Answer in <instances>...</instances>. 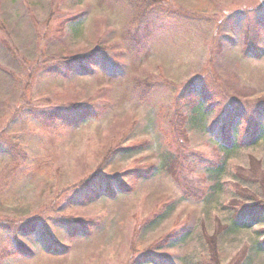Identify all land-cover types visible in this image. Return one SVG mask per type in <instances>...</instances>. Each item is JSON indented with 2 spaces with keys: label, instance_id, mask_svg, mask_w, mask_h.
Returning <instances> with one entry per match:
<instances>
[{
  "label": "rangeland",
  "instance_id": "obj_1",
  "mask_svg": "<svg viewBox=\"0 0 264 264\" xmlns=\"http://www.w3.org/2000/svg\"><path fill=\"white\" fill-rule=\"evenodd\" d=\"M133 19L0 0V264H264V218L223 231L264 200V0Z\"/></svg>",
  "mask_w": 264,
  "mask_h": 264
},
{
  "label": "trees",
  "instance_id": "obj_2",
  "mask_svg": "<svg viewBox=\"0 0 264 264\" xmlns=\"http://www.w3.org/2000/svg\"><path fill=\"white\" fill-rule=\"evenodd\" d=\"M126 3L132 9V14H133V18H134L133 22L134 23H141L142 20L144 19V17L147 15L148 10L151 8L152 4L154 3V0H126ZM90 58H91V56L83 57L80 59V61L85 63V62H88L89 61L88 59H90ZM76 62H78V59H76ZM170 160H171L170 165L167 167V169H169V171L173 174L175 180L181 184L185 193L190 194V193L196 192L197 190H195L194 188H191L188 185L189 183L186 182V179H184L185 182L179 181V177L177 176L178 175L177 164L179 162L178 161L179 158L172 156ZM103 178L105 179L104 176H103ZM102 183L103 182L100 180V185ZM90 184L94 185L93 182H90ZM250 196H251V198H248L246 201L255 200L256 198H258L253 193ZM231 204H232L231 205L232 209H231L230 223L224 225L223 231L229 230V231L235 232V231H238L239 229H242V228H249V227L253 226L254 224L259 223L264 218V200L257 199L255 203L250 204V203H240V201H238L236 199ZM4 229L7 230V232L10 231L9 227L8 228L5 227ZM220 233H222V232L217 231V242H218V238H219ZM217 247H218V245H217ZM262 248H263V246H262ZM56 250L58 251V246L56 247ZM20 251L22 253H25V254L31 253L29 250L25 249L21 243L17 242V248H16L15 252H20ZM246 251H248V249L244 250L243 253H246ZM218 253H217V255L219 256ZM214 260H216V259L215 258H212V259L207 258L205 260L206 262H204L202 264H213Z\"/></svg>",
  "mask_w": 264,
  "mask_h": 264
}]
</instances>
